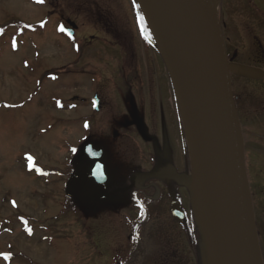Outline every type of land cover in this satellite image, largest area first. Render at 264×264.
<instances>
[{
  "label": "rangeland",
  "instance_id": "obj_1",
  "mask_svg": "<svg viewBox=\"0 0 264 264\" xmlns=\"http://www.w3.org/2000/svg\"><path fill=\"white\" fill-rule=\"evenodd\" d=\"M139 1L0 0V264L120 261L109 243L116 197L107 186L129 184L126 175L139 185L161 157L163 169L192 180L168 73L191 120L176 41L156 1ZM62 15L78 26L74 39L60 31ZM137 16L152 27L157 53L140 39ZM91 153L101 165L83 173L76 164ZM74 176L92 187L83 201L64 195ZM193 184L180 198L200 206L203 186Z\"/></svg>",
  "mask_w": 264,
  "mask_h": 264
},
{
  "label": "flooded vegetation",
  "instance_id": "obj_2",
  "mask_svg": "<svg viewBox=\"0 0 264 264\" xmlns=\"http://www.w3.org/2000/svg\"><path fill=\"white\" fill-rule=\"evenodd\" d=\"M216 10L243 140L257 247L264 264V0H219ZM150 169V173L157 170L144 176L139 185L129 183L108 193L123 198L110 205L115 219L109 243L115 254H121L120 261L112 264H207L202 205L197 199L180 198L184 187L177 181L179 172L160 166ZM191 185L188 179L183 183ZM175 201L184 213L182 221L171 214Z\"/></svg>",
  "mask_w": 264,
  "mask_h": 264
},
{
  "label": "water",
  "instance_id": "obj_3",
  "mask_svg": "<svg viewBox=\"0 0 264 264\" xmlns=\"http://www.w3.org/2000/svg\"><path fill=\"white\" fill-rule=\"evenodd\" d=\"M173 1L182 14L201 61L216 148L218 205L221 215L219 235L213 227V222L209 221L206 212L207 191L205 195H202L208 262L209 264H256V237L244 171L242 139L232 100L220 28L214 10V5L216 6L219 0ZM67 23L72 29L75 28L73 23L69 21ZM72 31H69V35ZM170 77L178 99L182 123L181 133H184L188 143L192 173L195 177H200L204 172V167L198 142L182 92L171 71ZM93 101L97 105L98 100L94 98ZM117 135L116 131L113 132L114 137ZM100 163L99 156L91 154L88 158L81 157L78 160L77 169L83 173H93ZM193 182L201 184L205 191L204 180ZM64 193L68 198L85 200L92 193V187L81 178L72 177L65 183ZM171 211L173 216L181 221L177 218V216H182L177 203L172 204Z\"/></svg>",
  "mask_w": 264,
  "mask_h": 264
},
{
  "label": "bare ground",
  "instance_id": "obj_4",
  "mask_svg": "<svg viewBox=\"0 0 264 264\" xmlns=\"http://www.w3.org/2000/svg\"><path fill=\"white\" fill-rule=\"evenodd\" d=\"M160 12L169 25L174 42L176 41V52L179 73L181 72L185 92L191 106V124L198 142L200 156L204 167L205 192L208 193L206 212L209 221L213 222L217 235L220 233L221 215L218 205L217 186V156L215 142L212 133V122L207 104V93L203 78V69L198 56L195 43L182 17L181 12L173 0H154ZM213 8V3H212ZM183 72V73H182ZM254 234L255 224L253 221ZM256 236V234H255ZM257 262L261 264L257 241Z\"/></svg>",
  "mask_w": 264,
  "mask_h": 264
},
{
  "label": "snow or ice",
  "instance_id": "obj_5",
  "mask_svg": "<svg viewBox=\"0 0 264 264\" xmlns=\"http://www.w3.org/2000/svg\"><path fill=\"white\" fill-rule=\"evenodd\" d=\"M38 2H42V0H38ZM141 22H142V18H141ZM60 31H63V28H61ZM31 159H32V158L29 156V157H28V160L31 161Z\"/></svg>",
  "mask_w": 264,
  "mask_h": 264
},
{
  "label": "trees",
  "instance_id": "obj_6",
  "mask_svg": "<svg viewBox=\"0 0 264 264\" xmlns=\"http://www.w3.org/2000/svg\"><path fill=\"white\" fill-rule=\"evenodd\" d=\"M71 164V163H70ZM70 166V165H69ZM70 168V167H69ZM71 176V174H69ZM69 203V202H68Z\"/></svg>",
  "mask_w": 264,
  "mask_h": 264
}]
</instances>
